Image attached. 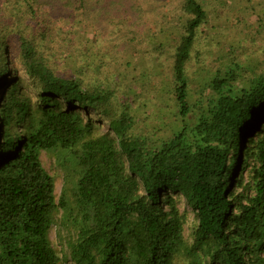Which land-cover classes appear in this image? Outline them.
<instances>
[{
	"label": "trees",
	"instance_id": "16d2710c",
	"mask_svg": "<svg viewBox=\"0 0 264 264\" xmlns=\"http://www.w3.org/2000/svg\"><path fill=\"white\" fill-rule=\"evenodd\" d=\"M89 2L0 0V264H64L50 240L59 212L75 233L74 264H174L180 254L188 264H264V71L246 88L233 70L217 73L193 110L186 64L207 14L185 0L172 68L182 125L155 143L135 132L128 107L112 115L109 94L50 67L56 22L86 17ZM120 2L108 0L107 13ZM91 112L105 113L108 132ZM42 152L75 170L73 207L66 186L56 202ZM180 200L197 219L190 246Z\"/></svg>",
	"mask_w": 264,
	"mask_h": 264
},
{
	"label": "rangeland",
	"instance_id": "374dc122",
	"mask_svg": "<svg viewBox=\"0 0 264 264\" xmlns=\"http://www.w3.org/2000/svg\"><path fill=\"white\" fill-rule=\"evenodd\" d=\"M90 1L86 17L75 13L71 19L56 22L61 34L52 36L53 43L48 41L50 67L60 76L81 80L87 89H100L109 94L112 115L119 114L123 106L128 107L139 135H146L155 143L171 138L182 125L174 97L172 68L176 48L189 19L183 11L185 0H121V11L117 5L116 13H107L111 3L108 0ZM197 2L206 11L207 20L196 32L186 64L193 110L198 102H204L211 95L209 82L217 73L233 70L238 88H246L255 75L264 71V0ZM117 13L121 23L114 28L109 23ZM59 45L63 47L61 50ZM10 49L15 67L20 68L16 51ZM24 79L33 86L30 79ZM194 114H191V122ZM91 116L101 133L108 132L105 113L91 112ZM40 161L54 178L56 202L66 186L73 207L75 170L70 171L69 164H63L54 154L42 152ZM178 208L185 214L183 236L190 246L197 219L183 200L178 202ZM61 214L55 215L50 240L64 264H74L70 259V246L75 233L69 222H63ZM188 260L185 254H180L174 264H188Z\"/></svg>",
	"mask_w": 264,
	"mask_h": 264
}]
</instances>
